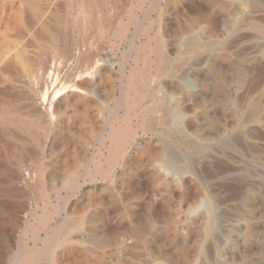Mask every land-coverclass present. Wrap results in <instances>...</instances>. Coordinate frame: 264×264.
I'll list each match as a JSON object with an SVG mask.
<instances>
[{
    "label": "rangeland",
    "instance_id": "rangeland-1",
    "mask_svg": "<svg viewBox=\"0 0 264 264\" xmlns=\"http://www.w3.org/2000/svg\"><path fill=\"white\" fill-rule=\"evenodd\" d=\"M27 1L0 0V54L17 41L81 90L57 102L47 149L77 158L69 185L88 162L75 202L157 264H264V0H46L40 19Z\"/></svg>",
    "mask_w": 264,
    "mask_h": 264
},
{
    "label": "bare ground",
    "instance_id": "bare-ground-1",
    "mask_svg": "<svg viewBox=\"0 0 264 264\" xmlns=\"http://www.w3.org/2000/svg\"><path fill=\"white\" fill-rule=\"evenodd\" d=\"M45 2H26L31 18H41ZM53 15L43 29L55 46L62 21ZM18 22L22 28L23 20ZM55 28H60L58 34ZM12 44L11 52L0 54V117L5 119L0 124V183L5 187V193L0 195V208L5 210L0 212V264H157L154 258L163 256L164 251L138 248L137 232L128 235L130 245H123V234L101 228L107 218L92 213L88 199L82 200L80 206L75 202L91 176L88 162L82 165L83 184L78 179L79 183L69 185L67 180L75 170L77 158L66 155L62 164L65 156L47 149L60 128L57 102L66 93L81 90L72 81L59 86L61 72L57 63L45 64L39 55L29 56L17 41ZM36 46L38 49L37 41ZM27 116L34 117L43 127L39 131L28 127ZM27 143L37 150L28 151ZM99 174L102 178L101 171ZM18 197L25 199L18 202L14 199ZM216 219L217 213L213 211L206 229L209 236L215 231Z\"/></svg>",
    "mask_w": 264,
    "mask_h": 264
}]
</instances>
